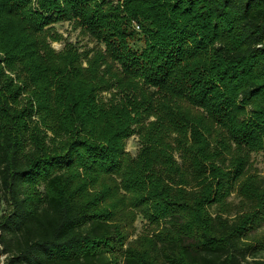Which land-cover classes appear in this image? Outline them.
<instances>
[{
  "label": "trees",
  "instance_id": "16d2710c",
  "mask_svg": "<svg viewBox=\"0 0 264 264\" xmlns=\"http://www.w3.org/2000/svg\"><path fill=\"white\" fill-rule=\"evenodd\" d=\"M120 2L0 0L4 264H264V0Z\"/></svg>",
  "mask_w": 264,
  "mask_h": 264
},
{
  "label": "rangeland",
  "instance_id": "374dc122",
  "mask_svg": "<svg viewBox=\"0 0 264 264\" xmlns=\"http://www.w3.org/2000/svg\"><path fill=\"white\" fill-rule=\"evenodd\" d=\"M122 3L123 0H120ZM55 30L63 37V40L57 43H51L53 50L60 52L63 50L66 41L72 43L78 42L81 49H91L95 46V43L83 36L80 29H75L73 24H58L55 26ZM108 98V97H106ZM139 150V143L137 137H132L125 142V152L131 157H135ZM252 164L257 170L259 176L264 178V153L254 154L252 156ZM136 236H139L145 232H148V224L141 217L136 222ZM135 237V236H134ZM133 237V238H134Z\"/></svg>",
  "mask_w": 264,
  "mask_h": 264
},
{
  "label": "built area",
  "instance_id": "2783aa9c",
  "mask_svg": "<svg viewBox=\"0 0 264 264\" xmlns=\"http://www.w3.org/2000/svg\"><path fill=\"white\" fill-rule=\"evenodd\" d=\"M2 251V247H1V245H0V252ZM6 258H7V256H5V255H1L0 256V264H4L5 262H6Z\"/></svg>",
  "mask_w": 264,
  "mask_h": 264
}]
</instances>
